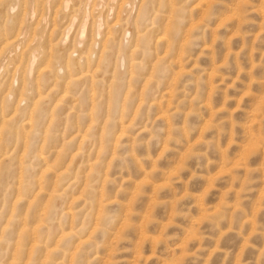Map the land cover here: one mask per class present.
Masks as SVG:
<instances>
[{"label":"rangeland","instance_id":"rangeland-1","mask_svg":"<svg viewBox=\"0 0 264 264\" xmlns=\"http://www.w3.org/2000/svg\"><path fill=\"white\" fill-rule=\"evenodd\" d=\"M0 126V264H264V0H0Z\"/></svg>","mask_w":264,"mask_h":264},{"label":"bare ground","instance_id":"bare-ground-1","mask_svg":"<svg viewBox=\"0 0 264 264\" xmlns=\"http://www.w3.org/2000/svg\"><path fill=\"white\" fill-rule=\"evenodd\" d=\"M68 3V2H67ZM202 4V3H201ZM69 6V5H68ZM75 21H76V19H75ZM72 23V22H71ZM87 23V22H86ZM54 26H56V25H54ZM112 26V25H111ZM63 27V26H62ZM115 29V28H114ZM67 30V29H66ZM91 31V30H90ZM57 34V33H56ZM108 34V33H107ZM137 36H138V34H137ZM58 37V36H57ZM136 40V39H135ZM104 41V40H103ZM105 42V41H104ZM138 42V41H137ZM3 49V48H2ZM35 53V52H34ZM49 59V58H48ZM49 61V60H48ZM67 61V60H66ZM41 65H42V63H41ZM87 70H88V68H87ZM70 72V71H69ZM72 75V74H71ZM73 76V75H72ZM69 77V76H68ZM76 77V76H75ZM45 80V79H44ZM29 81V80H28ZM36 81V80H35ZM69 83V82H68ZM39 85V84H38ZM92 86H93V84H92ZM66 93H67V88H66ZM91 101V100H90ZM31 108V107H30ZM33 110V109H32ZM31 113V112H30ZM31 115V114H30ZM41 116V115H40ZM26 119V118H25ZM31 120V119H30ZM1 127V126H0ZM2 128V127H1ZM1 131V130H0ZM52 136V135H51ZM1 137V136H0ZM1 139V138H0ZM20 149V148H19ZM47 152V151H46ZM40 155H42L41 153H40ZM43 156V155H42ZM40 158H42V157H40ZM72 158V157H71ZM38 159V158H37ZM44 159V158H43ZM41 160V159H40ZM38 161H39V159H38ZM48 168V167H47ZM43 173V172H42ZM54 173H55V171H54ZM40 174V173H39ZM37 176H38V174H37ZM21 177V176H20ZM43 178V177H42ZM20 182V181H19ZM37 186V185H36ZM40 187V186H39ZM36 189H38V187L36 188ZM57 189V188H56ZM21 189H19V191H20ZM15 191H16V189H15ZM21 192V191H20ZM35 192H37V190H35ZM41 192V191H40ZM17 193V192H16ZM15 193V194H16ZM46 193V192H45ZM15 194H14V197H16L15 196ZM26 195V194H25ZM52 196V195H51ZM50 196V197H51ZM20 197V196H19ZM36 197V196H35ZM45 198V197H44ZM17 199V198H16ZM31 199V198H30ZM55 199V198H54ZM53 199V200H54ZM74 199V198H73ZM13 200V199H12ZM19 200V199H18ZM21 200V199H20ZM47 200H49V198L47 199ZM51 200V199H50ZM29 201V200H28ZM102 201V200H101ZM16 202H18V201H16ZM51 202V201H50ZM58 202V201H57ZM12 203V202H11ZM27 203V202H26ZM48 204V203H47ZM13 205H14V203H13ZM58 205V204H57ZM49 206V205H48ZM102 206V205H101ZM36 207V206H35ZM67 207V206H66ZM70 207V206H69ZM102 208V207H101ZM14 209V208H13ZM46 209H48L47 207H46ZM60 209V208H59ZM2 210V209H1ZM45 210V209H44ZM9 211V210H8ZM7 214V213H6ZM9 216V215H8ZM9 218V217H8ZM15 220V219H14ZM24 222V221H23ZM39 224H42V223H40V222H38ZM38 224V225H39ZM44 224V223H43ZM19 225V224H18ZM23 226V225H22ZM19 227V226H18ZM39 228H40V226H38ZM23 228H25V227H23ZM72 229V228H71ZM35 230V229H34ZM40 231H41V229H39ZM33 231V230H32ZM70 231V230H69ZM25 232V231H24ZM37 230L35 231V233L37 234ZM14 233V232H13ZM23 233V232H22ZM31 233V232H30ZM29 232H28V234H30ZM34 233V232H33ZM39 233V232H38ZM36 234H34L35 235V237H37L36 236ZM3 235V234H2ZM26 235H27V233H26ZM32 236H33V234H31ZM38 235V234H37ZM30 236V235H29ZM22 237V236H21ZM34 237V238H35ZM43 237V236H42ZM57 237V236H56ZM59 237V236H58ZM33 238V237H32ZM17 239V241H18V238H16ZM23 239V238H22ZM60 239V238H59ZM33 241H35V240H33ZM32 241V242H33ZM37 241V240H36ZM57 242V241H56ZM35 244V243H34ZM45 245V244H44ZM33 247V246H32ZM31 247V248H32ZM46 248V247H45ZM3 249H4V247H3ZM16 250H18V249H16ZM31 251V250H30ZM44 251V250H43ZM18 252V251H17ZM22 253V252H21ZM27 253V252H26ZM48 254H49V252H48ZM39 255V254H38ZM17 259H18V257H17ZM17 259H15L16 261H17ZM50 260V259H49ZM11 261H13V260H11ZM24 262V261H23ZM20 263V262H19ZM39 263H40V261H39ZM10 264V263H9ZM13 264H15V262L13 263ZM44 264V263H43Z\"/></svg>","mask_w":264,"mask_h":264}]
</instances>
